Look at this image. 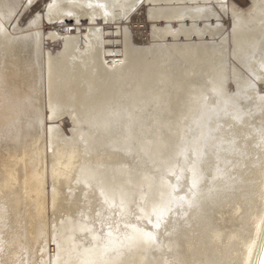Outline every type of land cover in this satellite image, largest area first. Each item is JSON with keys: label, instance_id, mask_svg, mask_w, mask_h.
Here are the masks:
<instances>
[{"label": "bare ground", "instance_id": "obj_1", "mask_svg": "<svg viewBox=\"0 0 264 264\" xmlns=\"http://www.w3.org/2000/svg\"><path fill=\"white\" fill-rule=\"evenodd\" d=\"M35 2L0 0V264H264V0Z\"/></svg>", "mask_w": 264, "mask_h": 264}, {"label": "rangeland", "instance_id": "obj_2", "mask_svg": "<svg viewBox=\"0 0 264 264\" xmlns=\"http://www.w3.org/2000/svg\"><path fill=\"white\" fill-rule=\"evenodd\" d=\"M45 1L46 0H36V2L33 5H31L30 7H28L24 12H22L20 14L19 23L20 24H23V25H25L26 23H29V21L31 20L30 17L32 15H34L36 13H39L40 10H43L44 9V5L43 4H45L44 3ZM236 1H238L241 5H245L247 3V0H236ZM142 13H143L144 16H146V14L144 12H142ZM140 15L142 16L141 13H140ZM144 16H142L143 17L142 18L143 21L142 20L141 21L138 20L139 22L138 21H135L136 24H137V25L135 24V26L136 27L138 26L140 28L139 30L138 29L135 30L136 31V34H135L136 41H141V40H144L145 38L147 39V37L149 36V33H150V31L148 29L149 26H148V24H146V20H145V17ZM148 22L149 21H147V23ZM138 23H140V25H138ZM42 27L47 30L48 28H54L55 25L52 24V23L50 24V23L47 22L46 24H43ZM65 28H66L65 25H63L61 29H65ZM54 47L56 49L58 47V45H54ZM69 126H70L69 122L67 120H65L64 129L66 131L69 130Z\"/></svg>", "mask_w": 264, "mask_h": 264}]
</instances>
